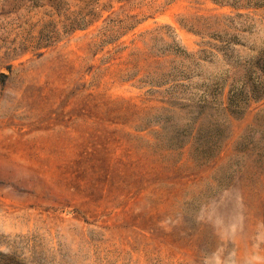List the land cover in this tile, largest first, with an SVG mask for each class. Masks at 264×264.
Wrapping results in <instances>:
<instances>
[{
	"label": "rangeland",
	"instance_id": "rangeland-1",
	"mask_svg": "<svg viewBox=\"0 0 264 264\" xmlns=\"http://www.w3.org/2000/svg\"><path fill=\"white\" fill-rule=\"evenodd\" d=\"M260 55L264 0H0V264H264V100L156 134Z\"/></svg>",
	"mask_w": 264,
	"mask_h": 264
},
{
	"label": "trees",
	"instance_id": "trees-1",
	"mask_svg": "<svg viewBox=\"0 0 264 264\" xmlns=\"http://www.w3.org/2000/svg\"><path fill=\"white\" fill-rule=\"evenodd\" d=\"M91 25L92 21H89L82 30ZM248 66L245 71H240L241 74H238L239 77L233 83H227V78H220L221 75L213 78L214 85H206L202 100L196 103L193 99L184 98L182 92L167 94L168 99L160 102L162 106L158 111L175 117L174 109H177L185 115L180 121L174 122L172 127L156 132L160 136L158 146L165 149L164 144L171 138L178 139L182 136L185 143H181V148L189 145L192 157L197 160L210 161L219 155L226 139V126L230 124L231 119L242 117L251 103L264 100V56L255 57ZM206 80L208 79L204 78V81ZM177 88L174 86L172 89ZM173 98L190 102L192 106L177 107L171 101Z\"/></svg>",
	"mask_w": 264,
	"mask_h": 264
}]
</instances>
